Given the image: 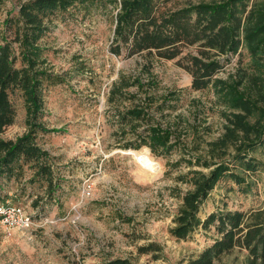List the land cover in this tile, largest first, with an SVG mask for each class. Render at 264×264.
<instances>
[{
    "label": "trees",
    "instance_id": "1",
    "mask_svg": "<svg viewBox=\"0 0 264 264\" xmlns=\"http://www.w3.org/2000/svg\"><path fill=\"white\" fill-rule=\"evenodd\" d=\"M174 0H17L0 29V135L14 124L16 110L13 95L19 93L25 110V132L12 140L0 137V191L3 183L21 182L45 188L51 199L60 189L50 155L37 144L39 134L49 129L42 121L44 93L64 79L55 73L45 54L42 39L50 32L55 17L72 10L89 15L111 8L113 17L109 52L125 58L140 57L138 76L119 73L107 103L135 101L125 93L136 86L142 100L124 111L116 110L123 136L130 139L123 149L148 148L154 156L179 159L170 168L184 166L185 173L175 182L186 186L184 192L172 190L180 204L168 228L176 240H186L198 229L213 228L216 239L196 258L185 264H223L233 250L247 252L243 264H264V208L247 212L217 208L204 220L199 213L210 193L223 181H229L244 194L255 185L254 176L264 171V0H181L179 7L167 5ZM6 0H0V10ZM180 2V1H179ZM247 54L244 62L241 51ZM233 57L236 66L226 71ZM154 60H177L191 77V89H210L214 108L223 121L221 133L207 140L210 127L194 125V131L166 121L163 98L155 104L141 76L152 77ZM224 72L225 77H220ZM159 115V119L156 118ZM142 129L140 130V128ZM126 128V129H125ZM191 137V139H189ZM155 245L139 248V253L156 252ZM102 264H133L130 259H110Z\"/></svg>",
    "mask_w": 264,
    "mask_h": 264
},
{
    "label": "rangeland",
    "instance_id": "2",
    "mask_svg": "<svg viewBox=\"0 0 264 264\" xmlns=\"http://www.w3.org/2000/svg\"><path fill=\"white\" fill-rule=\"evenodd\" d=\"M179 3L181 0H174L167 7H179ZM13 8L17 9V0H6L0 10V29ZM110 10L89 15L72 10L57 16L42 39L48 62L64 82L44 93L42 121L59 132L39 134L37 144L50 155L55 176L61 180L60 189L51 199L44 187L25 184L30 171L21 182L3 183L0 202L22 207L32 216V226L27 232L9 234L0 224V264H102L116 258L130 259L133 264H185L216 239L213 228L198 229L186 240H176L168 233L180 204L172 190L186 189L174 179L187 169L169 166L179 159L178 153L163 158L146 147L122 148L130 134L123 136L128 128L123 129L115 109L133 107L144 93L130 87L125 93L136 95L135 101L115 104L107 103V95L119 73L130 79L138 76L142 59H126L125 54L116 57L109 52L113 29ZM241 54L247 62L246 52ZM237 61L233 57L226 71ZM152 73V81L143 75L141 83L144 87L154 83L148 93L154 95L155 104L169 99L163 113L166 121L178 123L190 135L194 125L204 124L210 127L207 140L221 133L223 121L214 108L212 91L191 89V77L177 60H154ZM12 101L16 119L0 135L5 140L15 139L26 130L20 94L16 92ZM143 149L154 164L149 165L156 172L151 180L140 167L139 156H133ZM257 158L264 162V156ZM253 179L255 185L247 194L229 181L217 185L202 205L200 219L217 208L240 212L264 208V171ZM151 244L159 250L138 252ZM246 256L245 250L235 249L222 263L243 264Z\"/></svg>",
    "mask_w": 264,
    "mask_h": 264
},
{
    "label": "built area",
    "instance_id": "3",
    "mask_svg": "<svg viewBox=\"0 0 264 264\" xmlns=\"http://www.w3.org/2000/svg\"><path fill=\"white\" fill-rule=\"evenodd\" d=\"M0 224L9 234L12 231L27 232L32 226V216L20 206L0 202Z\"/></svg>",
    "mask_w": 264,
    "mask_h": 264
},
{
    "label": "bare ground",
    "instance_id": "4",
    "mask_svg": "<svg viewBox=\"0 0 264 264\" xmlns=\"http://www.w3.org/2000/svg\"><path fill=\"white\" fill-rule=\"evenodd\" d=\"M133 156L137 159L139 156V163H141L140 167L146 171V176L149 180H151L156 172L155 169H150L149 165L153 164L147 150L143 149L140 153L133 154ZM154 165V164H153Z\"/></svg>",
    "mask_w": 264,
    "mask_h": 264
}]
</instances>
